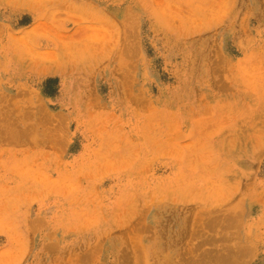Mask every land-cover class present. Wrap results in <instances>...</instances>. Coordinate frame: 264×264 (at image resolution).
I'll use <instances>...</instances> for the list:
<instances>
[{"label": "rangeland", "instance_id": "rangeland-1", "mask_svg": "<svg viewBox=\"0 0 264 264\" xmlns=\"http://www.w3.org/2000/svg\"><path fill=\"white\" fill-rule=\"evenodd\" d=\"M0 264H264V0H0Z\"/></svg>", "mask_w": 264, "mask_h": 264}]
</instances>
